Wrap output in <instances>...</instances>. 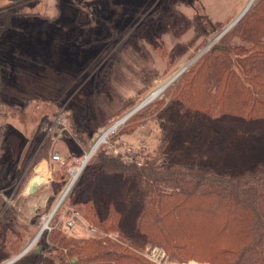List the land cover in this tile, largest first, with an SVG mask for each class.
Listing matches in <instances>:
<instances>
[{
	"label": "trees",
	"instance_id": "16d2710c",
	"mask_svg": "<svg viewBox=\"0 0 264 264\" xmlns=\"http://www.w3.org/2000/svg\"><path fill=\"white\" fill-rule=\"evenodd\" d=\"M199 22L162 7L141 26L157 36L169 30L181 36ZM152 41L168 63L184 47L168 51ZM215 46L221 49L205 52L160 99L129 119L137 128L141 121L160 125L144 165L124 164L101 149L67 196L65 204L86 223L128 246L56 227L42 234L39 246L48 238L57 261L41 248L14 264H151L131 250L148 245L164 248L172 262L264 264V0ZM6 135L0 124L1 148ZM26 168L19 187L29 181L33 168ZM68 169L56 173L57 191L67 184ZM1 243L0 263L18 251Z\"/></svg>",
	"mask_w": 264,
	"mask_h": 264
},
{
	"label": "rangeland",
	"instance_id": "374dc122",
	"mask_svg": "<svg viewBox=\"0 0 264 264\" xmlns=\"http://www.w3.org/2000/svg\"><path fill=\"white\" fill-rule=\"evenodd\" d=\"M249 2L0 0V124L8 129L4 147L0 144V242L18 250L0 264L11 261L35 240L42 217L53 211L67 186L57 191L56 181L36 188L32 194L27 192L36 165L49 155L42 131L47 121L60 112L66 115L82 149L64 139L57 143L56 150L66 155V150L60 148L67 141L72 146L71 156H66L71 165L73 155L87 151L104 130L135 109L203 49L220 44L225 35L221 33ZM162 7L198 18L200 25L181 36L170 30L157 36V31L146 29L141 23ZM152 38L162 41L168 51L177 45L184 47L168 63L155 50ZM118 111L122 112L114 117ZM128 121L119 127L114 138L143 144L145 162L154 154L159 122L141 121L137 128ZM22 165L34 170L25 187H19L21 180L16 179ZM52 226L62 228L57 216ZM40 238L26 253L40 247ZM44 239L48 244V238ZM45 244L41 247L45 255L57 261L55 249ZM188 262L207 264L178 261Z\"/></svg>",
	"mask_w": 264,
	"mask_h": 264
},
{
	"label": "built area",
	"instance_id": "2783aa9c",
	"mask_svg": "<svg viewBox=\"0 0 264 264\" xmlns=\"http://www.w3.org/2000/svg\"><path fill=\"white\" fill-rule=\"evenodd\" d=\"M126 115L118 121H115L108 129L104 130L87 151L83 150L84 153L82 155L72 157L71 165H69V161L65 157L56 151L57 143L64 139H69L76 143L78 148L82 149V147L74 138L66 115L60 112L51 117L42 128L45 140H47L49 144V158L46 160V167L43 168L40 165L35 170L34 178L39 177L41 181L33 183V178L31 181L32 184L29 185L27 192L32 194L36 188H40L52 182L54 183L56 173L64 169L66 166L69 167V183L72 181L76 182L86 165L101 148L105 150L107 155L119 158L124 164L142 167L146 156L145 146H143V144L120 142L114 138L119 127L131 118L125 120L124 118ZM63 194L61 198L63 197ZM65 202L59 208H57L56 205L50 214H46L42 217L41 228L39 230L40 237L43 233H50L53 230L52 222L57 216L58 220L62 223V228L66 234L75 237L82 235V237L88 239H110L117 241L124 246H128L119 241L116 235L104 232L99 228L86 223L81 218L80 214L69 205H66ZM131 250L151 264H193L191 262L178 263L170 261L165 249L159 245H148L142 250L131 248Z\"/></svg>",
	"mask_w": 264,
	"mask_h": 264
},
{
	"label": "water",
	"instance_id": "95a60500",
	"mask_svg": "<svg viewBox=\"0 0 264 264\" xmlns=\"http://www.w3.org/2000/svg\"><path fill=\"white\" fill-rule=\"evenodd\" d=\"M256 0H254L253 2H251L250 5H247L243 11L239 14V16L230 24L228 25V27H226V29L221 33L222 34H225L227 33L229 30H231L234 26H236L240 20L249 12V10L252 8V6L254 5V2ZM9 2H15V0H9ZM18 4V3H17ZM212 48V47H215V48H220L221 49V46H212L209 45L208 47H206L205 49H203L196 57H194L190 62H188L183 68H181L169 81L168 83L164 86V88L162 89V94L178 79L180 78L184 72H186L205 52H207L209 50V48ZM158 98V97H157ZM155 98V99H157ZM154 99V100H155ZM147 98H145L135 109H133L131 112H129L126 117L124 118L125 120L129 119L130 117H132L133 115H135L138 111H140L141 109L145 108L146 106H148L150 103H152L153 101L147 103L146 102ZM74 181L68 183V185L66 186V189H65V192L63 194V197L59 200V203L57 205V208H59L64 202L65 200L67 199V196L68 194L70 193L72 187L74 186ZM61 201V202H60ZM40 236V233H38V235L36 236L35 240H37ZM32 245V243H27V245L25 246V248L22 250V252L16 256L15 258H13L11 261H9L7 264H14L17 260H19L20 258H22L29 246ZM41 252V248H37L36 249V253H40ZM75 260H73L74 262Z\"/></svg>",
	"mask_w": 264,
	"mask_h": 264
},
{
	"label": "crops",
	"instance_id": "0c3cea01",
	"mask_svg": "<svg viewBox=\"0 0 264 264\" xmlns=\"http://www.w3.org/2000/svg\"><path fill=\"white\" fill-rule=\"evenodd\" d=\"M144 89V88H143ZM142 91V90H141ZM119 112V111H118ZM117 112V113H118ZM116 114V113H115ZM114 115V114H113ZM7 135H8V133H7ZM7 135H6V137H7ZM43 139H45V135L43 136ZM67 141H68V143L69 142H72L71 140H69V139H66ZM67 141L65 142V143H63L65 146H66V148H65V146L63 147H61L60 149H63L64 148V150H66V155H64L63 157H65L66 158V156H71V154H69L70 152H71V149H72V146L70 145V144H67ZM123 142H125V141H123ZM25 149V148H24ZM57 152H59L61 155H63L62 153H61V150H59V149H57L56 150ZM72 157H75L74 155L72 156ZM49 158V155H47L46 157H44V158H42L39 162H38V164L36 165V169H37V167L38 166H42L43 168L44 167H46V160ZM22 161V160H21ZM22 167H23V169H24V165H22ZM26 168V167H25ZM22 169V168H21ZM21 171L22 170H20V171H18V172H16V179H18V176H19V174L21 173ZM14 175V173L12 174V176ZM10 177V176H9ZM32 177V176H31ZM12 179V178H11ZM31 179V178H30ZM34 180H36V181H33V183H35V182H37V181H41L40 179H39V177H37V178H34ZM30 181V180H29ZM199 264V263H198Z\"/></svg>",
	"mask_w": 264,
	"mask_h": 264
},
{
	"label": "bare ground",
	"instance_id": "6f19581e",
	"mask_svg": "<svg viewBox=\"0 0 264 264\" xmlns=\"http://www.w3.org/2000/svg\"><path fill=\"white\" fill-rule=\"evenodd\" d=\"M254 0H250V2L248 3V5L251 4V2H253ZM172 78V77H171ZM170 78V79H171ZM169 79V80H170ZM168 80V81H169ZM168 81L166 83H164L161 87H159L158 89H156L155 91H153L151 94H149V96H147V100L146 102L149 103L151 101H153L155 98L159 97L162 94V89L164 88V86L168 83ZM79 174V171H78ZM77 174V175H78ZM61 202V201H60ZM59 203V201H58ZM58 205V204H57ZM40 237V236H39ZM38 241V240H37ZM30 243H32V245L29 246L28 250L30 249L31 246H34L36 244V240L30 241ZM9 262V261H8ZM8 262H6L5 264H7Z\"/></svg>",
	"mask_w": 264,
	"mask_h": 264
},
{
	"label": "flooded vegetation",
	"instance_id": "af4514ba",
	"mask_svg": "<svg viewBox=\"0 0 264 264\" xmlns=\"http://www.w3.org/2000/svg\"><path fill=\"white\" fill-rule=\"evenodd\" d=\"M7 131H8V129H7ZM5 145V144H4Z\"/></svg>",
	"mask_w": 264,
	"mask_h": 264
}]
</instances>
